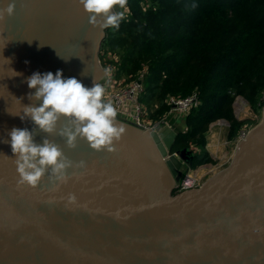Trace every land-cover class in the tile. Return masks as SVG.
<instances>
[{
	"label": "water",
	"instance_id": "1",
	"mask_svg": "<svg viewBox=\"0 0 264 264\" xmlns=\"http://www.w3.org/2000/svg\"><path fill=\"white\" fill-rule=\"evenodd\" d=\"M9 3L14 14L0 22V264H264V107L226 166L175 192L195 149L171 152V127L149 131L117 117L125 133L114 151L97 152L20 119L23 105L42 103L28 99L35 72L62 70L86 87L105 81L108 28L91 25L78 0H0V9ZM13 127L61 147L73 162L67 182L46 175L35 188L18 185L5 142Z\"/></svg>",
	"mask_w": 264,
	"mask_h": 264
},
{
	"label": "trees",
	"instance_id": "2",
	"mask_svg": "<svg viewBox=\"0 0 264 264\" xmlns=\"http://www.w3.org/2000/svg\"><path fill=\"white\" fill-rule=\"evenodd\" d=\"M140 1L128 0L131 17L108 27L101 49L117 53L126 74L148 67L151 102L197 89L200 104L184 118L187 129L177 130L171 152L195 149L186 170L214 163L205 148L210 123L226 118L233 138L242 129L233 100L264 107V0H150L145 10ZM160 105L153 116L167 110Z\"/></svg>",
	"mask_w": 264,
	"mask_h": 264
},
{
	"label": "clouds",
	"instance_id": "3",
	"mask_svg": "<svg viewBox=\"0 0 264 264\" xmlns=\"http://www.w3.org/2000/svg\"><path fill=\"white\" fill-rule=\"evenodd\" d=\"M78 3L88 14L91 25L118 28L124 19V11L114 9H126L127 0H78ZM14 11V3L0 9V22L6 15L12 16ZM8 61L11 63L10 59ZM12 71L14 76L22 75ZM26 83L29 89H35L34 93H28V99L42 103L39 106L35 103L23 105V115H19L21 120L30 119L39 132L59 135L70 149L76 148L80 138L94 151H114V141H119L126 129L117 123V109L105 100L106 89L95 78L93 85L86 87L76 77L64 78L62 70H57L55 74L35 72ZM61 119L67 124L57 131ZM8 135L10 141L5 142L10 143L15 157L18 185L35 188L46 175L61 183L67 182V170L73 162L57 143L47 136L42 143H36L34 130L27 128L13 127ZM83 164L81 161L80 165ZM67 200L69 204H75L76 196L69 194Z\"/></svg>",
	"mask_w": 264,
	"mask_h": 264
},
{
	"label": "built area",
	"instance_id": "4",
	"mask_svg": "<svg viewBox=\"0 0 264 264\" xmlns=\"http://www.w3.org/2000/svg\"><path fill=\"white\" fill-rule=\"evenodd\" d=\"M140 5L143 10L149 7L150 0H141ZM115 11H124V19L129 20L132 15L128 0L126 9ZM100 62L106 71V79L101 84L105 87V100L111 102L117 109V117L133 123L141 128H146L149 131H157L164 126L173 128L176 125L174 118L181 116L184 118L191 112L192 109L198 107L200 98L197 89L192 93L181 96L168 94L164 98V104L167 106L161 115L153 116L157 111L155 103L149 107L144 105L140 100V95H146L144 79L147 74L148 67L144 65L135 73L121 74L119 69L112 70V62H120L119 56L108 49H101L99 54ZM248 131V128H242L239 131V139H242ZM199 174L194 168H188L176 183L175 192H181L190 188L198 187L203 181L198 177ZM202 181V182H201Z\"/></svg>",
	"mask_w": 264,
	"mask_h": 264
},
{
	"label": "rangeland",
	"instance_id": "5",
	"mask_svg": "<svg viewBox=\"0 0 264 264\" xmlns=\"http://www.w3.org/2000/svg\"><path fill=\"white\" fill-rule=\"evenodd\" d=\"M125 21H127V20H125ZM113 53H115V52H113ZM115 54H116V56L118 55L117 53H115ZM119 64H120V62L113 61L112 62V66H113L112 70L115 71V69L116 70L119 69L118 70L119 76H121V74H126L122 70V68ZM156 91H158V90H156ZM139 100L144 105H146L147 107H149L150 104L153 105L155 103V105H157V107H158L157 110L161 108V105H160L161 103L164 104V99H162V101L158 100L156 102H154V101L151 102L146 95H140ZM224 102H225V100H224ZM232 107H233L234 117L242 122L240 128L244 127V128L250 129L251 127L256 125L261 119L262 108H261V110L255 111L250 106V104L241 96H237L233 100ZM183 121L184 120L181 116H176L174 118V122L176 123V125L173 126L172 129L175 132H177V130L178 131L184 130V129L186 130L187 125L184 124ZM210 128H212L211 129L212 131H210ZM208 130H209V133H208L209 139H208L207 146L209 147L210 151H212V153H214L212 155H215L216 157L213 158L215 160L214 163H208L209 168H207V169L202 168V170L199 172L198 177L201 178V180L202 179L205 180L208 176H210L211 174H213L217 170L221 169L229 161L230 156L232 154V151L234 150L235 145L238 141L237 138H239V132L236 133V135L233 138H232V135L230 136V130H231L230 123L226 118H223V117L217 118L214 121H212L209 125ZM225 154H226L227 158H223L224 157L223 155H225ZM222 160H223V162H222ZM184 168L186 170L187 165H185L183 167V169Z\"/></svg>",
	"mask_w": 264,
	"mask_h": 264
},
{
	"label": "crops",
	"instance_id": "6",
	"mask_svg": "<svg viewBox=\"0 0 264 264\" xmlns=\"http://www.w3.org/2000/svg\"><path fill=\"white\" fill-rule=\"evenodd\" d=\"M212 128H210V131H212L211 130ZM209 130H208V132H207V135H206V144H205V148H206V150L208 151V153L214 158V157H216L215 155H212V154H214V153H212V151H210V149H209V147L207 146V143H208V139H209ZM211 140V139H210ZM236 146V145H235ZM234 151V150H233ZM233 151H232V154H233ZM232 154H231V156H230V159H231V157H232ZM224 157L223 158H227V156H226V154L225 155H223ZM218 157V156H217ZM230 159H229V161H230ZM229 161L224 165V166H226L228 163H229ZM222 162H223V160H222ZM223 166V167H224ZM202 168H205V169H207V168H209V166H208V163L207 164H201V165H198V166H196L194 169H196V172L199 174V172L202 170Z\"/></svg>",
	"mask_w": 264,
	"mask_h": 264
},
{
	"label": "flooded vegetation",
	"instance_id": "7",
	"mask_svg": "<svg viewBox=\"0 0 264 264\" xmlns=\"http://www.w3.org/2000/svg\"><path fill=\"white\" fill-rule=\"evenodd\" d=\"M184 167V166H183ZM183 167L181 168V172H182V174L184 173V171H185V168L183 169Z\"/></svg>",
	"mask_w": 264,
	"mask_h": 264
},
{
	"label": "bare ground",
	"instance_id": "8",
	"mask_svg": "<svg viewBox=\"0 0 264 264\" xmlns=\"http://www.w3.org/2000/svg\"><path fill=\"white\" fill-rule=\"evenodd\" d=\"M214 138V137H213Z\"/></svg>",
	"mask_w": 264,
	"mask_h": 264
}]
</instances>
